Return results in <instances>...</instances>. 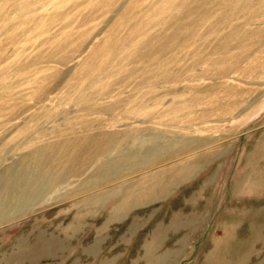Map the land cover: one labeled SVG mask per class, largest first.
<instances>
[{"label":"rangeland","instance_id":"rangeland-1","mask_svg":"<svg viewBox=\"0 0 264 264\" xmlns=\"http://www.w3.org/2000/svg\"><path fill=\"white\" fill-rule=\"evenodd\" d=\"M0 264H264V0H0Z\"/></svg>","mask_w":264,"mask_h":264}]
</instances>
